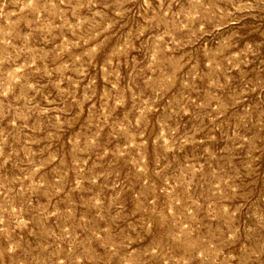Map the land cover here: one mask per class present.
<instances>
[{
	"label": "rangeland",
	"instance_id": "rangeland-1",
	"mask_svg": "<svg viewBox=\"0 0 264 264\" xmlns=\"http://www.w3.org/2000/svg\"><path fill=\"white\" fill-rule=\"evenodd\" d=\"M0 264H264V0H0Z\"/></svg>",
	"mask_w": 264,
	"mask_h": 264
}]
</instances>
